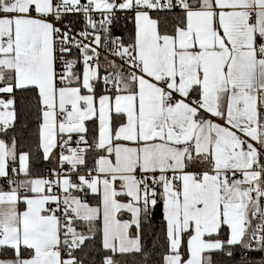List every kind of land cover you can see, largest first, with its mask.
<instances>
[{
  "label": "snow or ice",
  "instance_id": "1",
  "mask_svg": "<svg viewBox=\"0 0 264 264\" xmlns=\"http://www.w3.org/2000/svg\"><path fill=\"white\" fill-rule=\"evenodd\" d=\"M0 264H264V0H0Z\"/></svg>",
  "mask_w": 264,
  "mask_h": 264
}]
</instances>
